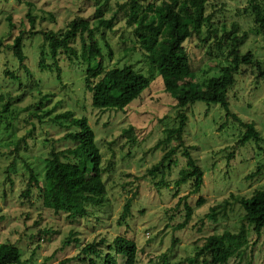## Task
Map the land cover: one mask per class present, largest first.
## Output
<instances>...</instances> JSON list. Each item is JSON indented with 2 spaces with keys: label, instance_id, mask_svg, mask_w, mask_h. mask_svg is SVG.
Listing matches in <instances>:
<instances>
[{
  "label": "rangeland",
  "instance_id": "obj_1",
  "mask_svg": "<svg viewBox=\"0 0 264 264\" xmlns=\"http://www.w3.org/2000/svg\"><path fill=\"white\" fill-rule=\"evenodd\" d=\"M106 1L103 17L109 19L119 4L131 0H0V243L17 246L23 264H81L75 258L82 245L102 238L111 242L121 236L136 242L137 264H178L193 258L208 237L238 233L244 228L247 248L242 257H234L228 264H264V230L256 235L237 204L239 199L264 190V81L257 79L254 68L242 67L229 93V109L242 123L254 125L261 138L258 144L250 141L238 145L247 129L226 117L218 105L199 102L184 110L188 118L184 140L204 171V185L197 196L189 195V185L174 188L184 166L180 155L179 165L168 176L171 189L158 190L146 176L167 151L157 144L166 138V130L178 124L179 110L127 27L124 11L117 14L112 30L103 31L112 51L105 66L131 65L151 80L141 98L125 111L104 112L92 107L84 81L86 65L81 61L62 55L57 71L42 72L41 35L26 36L23 52L29 74L20 69L11 48L21 32H30V18L35 20L37 32L59 33L75 19L94 26L97 8ZM248 6V0H212L207 13L214 16V28L219 33L222 25L230 28L237 23L239 35H248L241 53L252 52L264 62V39L252 31ZM212 42L203 47L193 37L184 45L200 84L218 76L221 67L228 65L225 51L209 50ZM73 46L79 49V39ZM51 63L45 59L46 65ZM66 112L85 117L93 129L107 189V203L88 207L89 217L76 221L45 209L37 190L24 196L28 167L41 179L50 150L72 146L63 139L68 131L51 120ZM258 168L260 174L252 177ZM130 199H134L130 214L122 220ZM199 199L204 200L201 206H197ZM186 202L193 214L187 226L179 228L185 221ZM217 206L220 208L214 219L211 210ZM69 239L78 242L65 246Z\"/></svg>",
  "mask_w": 264,
  "mask_h": 264
},
{
  "label": "trees",
  "instance_id": "obj_2",
  "mask_svg": "<svg viewBox=\"0 0 264 264\" xmlns=\"http://www.w3.org/2000/svg\"><path fill=\"white\" fill-rule=\"evenodd\" d=\"M211 1L131 0L119 4L116 13L109 19L103 17L106 1L97 8L94 26L87 20L75 19L59 33L34 31L35 20L28 15L30 32H21L15 38L11 48L12 54L20 69L29 74L23 43L27 35H41L44 44L39 67L42 72L57 71L62 55L71 61H81L86 65L84 81L91 94L92 107L104 112H123L138 101L151 85L150 78L137 72L131 65L111 69L105 66L106 57L111 58L112 51L103 39V31L112 30L117 14L124 11L127 27L146 59L162 79L164 92L175 100V108L179 110L176 117L178 124L166 130V138L157 144V147L162 146L167 151L161 160L147 171L146 176L151 178L158 190L171 189L168 176L179 165L177 156L180 155L184 166L178 172L174 188L177 190L189 185V195L197 196L204 185V171L197 164L191 147L186 145L184 140L188 122L184 112L186 108L199 102L218 105L225 111L226 117L234 118L247 129L238 145L243 146L250 141L258 144L261 141L253 124L242 123L230 112L229 93L236 85L237 77L244 66L254 68L257 79L264 81V62L259 61L252 52L241 53L248 35H239L240 27L237 23H233L230 28L222 25L220 33L214 28V16L207 13ZM248 4L246 13L252 18V31L264 39L262 0H248ZM193 37H196L203 47L213 39L209 50L214 48L216 52L225 51V60L228 63L221 67L218 76L211 77L202 84L196 81L189 53L184 46ZM77 39L80 41L79 49L73 46ZM45 59L52 63L46 65ZM50 112L44 111L45 114ZM51 120L56 126L68 131L63 139L70 141L72 146L62 151L54 148L50 150L41 179L28 167L30 175L24 196L27 197L37 190L42 206L54 214H63L70 221L88 218V207H103L107 203L106 183L102 179L105 170L102 167V154L96 143L95 133L85 117L76 118L72 112L57 114ZM172 142H177L176 146H171ZM260 171L261 168H258L252 177L260 174ZM133 200H128L124 206L122 220L130 214ZM203 202V199H199L197 206H201ZM237 204L244 211V221L248 227L260 236L264 230V190H257L250 198L239 199ZM185 208V221L179 228L186 227L193 214V208L187 202ZM218 208L220 206L211 210L214 219ZM72 242L77 243L78 240L69 239L64 244L66 246ZM246 248V232L241 228L238 233L225 232L223 235L208 237L202 247L196 249L193 258L178 264H228L232 258L242 257ZM138 253L135 241L117 236L111 242L102 238L98 242L82 245L75 259L81 264H137ZM0 264H23L19 248L14 244L0 243Z\"/></svg>",
  "mask_w": 264,
  "mask_h": 264
}]
</instances>
